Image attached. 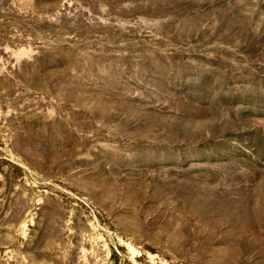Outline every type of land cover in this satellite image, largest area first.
<instances>
[{
	"label": "rangeland",
	"instance_id": "obj_1",
	"mask_svg": "<svg viewBox=\"0 0 264 264\" xmlns=\"http://www.w3.org/2000/svg\"><path fill=\"white\" fill-rule=\"evenodd\" d=\"M0 264H264V0H0Z\"/></svg>",
	"mask_w": 264,
	"mask_h": 264
}]
</instances>
